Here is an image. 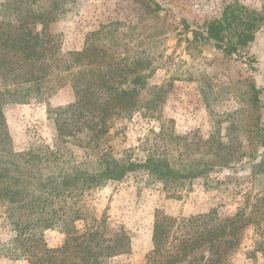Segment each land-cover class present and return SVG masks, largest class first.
<instances>
[{
    "label": "rangeland",
    "instance_id": "rangeland-1",
    "mask_svg": "<svg viewBox=\"0 0 264 264\" xmlns=\"http://www.w3.org/2000/svg\"><path fill=\"white\" fill-rule=\"evenodd\" d=\"M207 3L29 0L34 13L45 12L53 19L47 32L60 35L63 51H83L90 39L106 54L95 63L110 59L133 69L128 81L140 78L137 86H126L139 90L140 111L118 121L102 137L101 149L112 146L118 156L137 161L156 152L180 173L185 168L203 171L168 188L146 184V175H130L91 193L84 201L91 218L77 221V230L84 233L87 223L95 229L104 221L105 239L117 235L128 243L124 253L106 258L104 264H147L157 214L182 219L214 211L221 219L234 217L239 227L236 246L222 254L220 263L264 264V20L256 22L255 16H264V0H219L212 10L204 8ZM231 11L241 23L259 25L253 42L228 56L214 42L194 40L193 31L226 22ZM42 28L37 24L35 32ZM75 101L73 86L67 83L46 103L6 105L14 152L52 145L56 132L49 109ZM81 137L82 146L73 148L76 155L95 159L100 148L91 142L94 148L89 149V138ZM13 235L0 212V240L7 243ZM43 237L50 249L61 248L66 240L60 229L47 230ZM192 257L200 258L194 264L215 259L208 246ZM0 264L31 263L0 257Z\"/></svg>",
    "mask_w": 264,
    "mask_h": 264
},
{
    "label": "trees",
    "instance_id": "trees-1",
    "mask_svg": "<svg viewBox=\"0 0 264 264\" xmlns=\"http://www.w3.org/2000/svg\"><path fill=\"white\" fill-rule=\"evenodd\" d=\"M255 16L256 22H263L261 13L255 12ZM51 20L45 12L34 13L29 0L1 4L0 212L14 235L7 243L0 240V257L31 264H104L106 258L124 253L128 243L117 235L105 239L104 221H95L99 224L95 229L87 223L84 233L77 230V221L91 218L84 203L91 193L130 175H146V184L168 188L203 175V171L185 168L180 173L156 152L137 161L118 156L112 146L101 149L102 137L118 121L131 119L140 111L139 90L126 88L129 82L137 86L140 78L128 81L133 69L117 66L110 59L95 63L106 54L90 39L83 51H63L60 35L47 32ZM37 24L43 25L41 32H35ZM258 31L259 25L241 23L231 11L226 22L209 23L206 30L193 34L195 41L214 42L218 50L232 56L253 42ZM100 63L104 66L98 67ZM67 83L73 86L76 101L49 109L56 132L53 144L15 153L5 106L46 103ZM81 135L89 138V149L94 148L91 142L100 148L95 159L89 154L86 159L76 155L73 148L82 146ZM51 229H60L66 236L59 249H50L45 243L44 232ZM238 229L234 217L221 219L216 211L182 219L157 214L154 249L147 264H194L200 258L192 255L205 246L215 257L210 264H221L222 254L236 246Z\"/></svg>",
    "mask_w": 264,
    "mask_h": 264
},
{
    "label": "built area",
    "instance_id": "built-area-1",
    "mask_svg": "<svg viewBox=\"0 0 264 264\" xmlns=\"http://www.w3.org/2000/svg\"><path fill=\"white\" fill-rule=\"evenodd\" d=\"M207 3V5H204V8L207 10H212L215 9L216 6L219 4V0H205Z\"/></svg>",
    "mask_w": 264,
    "mask_h": 264
}]
</instances>
